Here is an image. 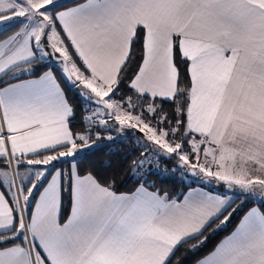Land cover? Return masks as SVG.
I'll use <instances>...</instances> for the list:
<instances>
[{"label": "snow or ice", "instance_id": "1", "mask_svg": "<svg viewBox=\"0 0 264 264\" xmlns=\"http://www.w3.org/2000/svg\"><path fill=\"white\" fill-rule=\"evenodd\" d=\"M9 22L19 27L0 35V264H173L182 246L195 251L230 221L237 199L264 207V0H0V29ZM44 59L84 102L85 131L71 128L76 105L52 68L21 79ZM129 130L143 148L133 192L80 174L81 152ZM161 155L232 195L150 191ZM67 157L70 171L49 170ZM195 264H264V211L250 209Z\"/></svg>", "mask_w": 264, "mask_h": 264}, {"label": "trees", "instance_id": "2", "mask_svg": "<svg viewBox=\"0 0 264 264\" xmlns=\"http://www.w3.org/2000/svg\"><path fill=\"white\" fill-rule=\"evenodd\" d=\"M82 1L84 0H79V2ZM18 27L19 25L16 23L11 24L0 30V35L10 34ZM134 48V60L129 66V77L134 75L135 71L137 70V65L142 58V42H138L136 45H134ZM176 62L180 69L181 80L187 83V62L181 61L178 51L176 53ZM48 68H52L54 74L57 76V80L61 84V87L68 94L70 101L74 105H76V114L71 121V128L74 132L85 131L88 125L83 119L86 115V113L83 111L84 102L75 92V90L71 88L67 81L63 78L58 70L57 64L52 63L51 61H49V59H45V61H39L35 65V72L33 76L39 75ZM122 91L125 95L133 94L132 90L127 86H123ZM116 98H119V96H117ZM156 102L158 104H162L165 111L169 113L173 111L174 105L172 102L162 99H157ZM113 136L116 137L114 141H104L100 145H98V147L91 150H85L75 158L78 162L79 172L81 175H84L90 171L103 183L114 180V190L117 191V193H131L135 190L136 187L139 186L141 182H143L142 180L137 179L138 174H144L143 170H137V172H133L131 169V161L136 159L139 156L140 152L143 151V148H141L136 143V140H138L140 137L137 134L133 133L118 134ZM158 159L159 166H154V164L152 163L150 174L147 175V180L149 181V183H155V188H149L150 190H161L162 192L169 193L170 198L179 199L190 187H193L195 185H202L195 181L186 182L180 175L179 169L172 171L171 168L174 166L175 161L174 157L169 159L168 157L161 155L158 157ZM72 162L73 160H65L63 162L56 163L51 167L50 171L53 172L54 170L60 168L65 173H67L68 171H70ZM146 168H148V166ZM165 169L167 170L166 172L164 171ZM220 187L224 186L222 185ZM209 189H216V191L220 192L226 190L225 187L223 189L209 187ZM37 196L35 198H37ZM255 204H258L264 211V207H262L261 204L256 202L254 199L245 200L242 204L241 200L237 199L236 203L233 204V207L236 208L238 205H240V207L227 223V226L224 228H220L215 232L206 233V235L208 236L207 241L195 251L186 250L188 248L187 245L182 246L172 258L173 264H195L198 259L206 256L208 253L214 250L219 241L235 227L243 213ZM70 207L71 191L68 186L67 180L63 179L61 211L62 222L67 218ZM216 223H219V221H216Z\"/></svg>", "mask_w": 264, "mask_h": 264}, {"label": "rangeland", "instance_id": "3", "mask_svg": "<svg viewBox=\"0 0 264 264\" xmlns=\"http://www.w3.org/2000/svg\"><path fill=\"white\" fill-rule=\"evenodd\" d=\"M11 24H14V22H9V25H11ZM117 99H119V98H117ZM92 107H94V106H89V110H91V108ZM110 123H111V121H110ZM96 130H100V129H96ZM105 135H107V133H104ZM112 135H118L116 132H112L111 133ZM127 134H132V132H131V130H129V132H127ZM134 134H137L139 137L141 136V134L140 133H138V132H136V133H134ZM102 142H104V141H98L97 142V144L98 145H100ZM82 153V152H81ZM80 153V154H81ZM65 160H73V157H67V158H62L61 160H59V161H56V162H54V164H56V163H59V162H63V161H65ZM152 160H153V164H154V166H156L157 165V160H159L157 157H152ZM159 163V162H158ZM53 164V165H54ZM52 165V166H53ZM159 165V164H158ZM52 166H49V169H50V167H52ZM42 166H33V168H34V170L35 169H38V168H41ZM146 167H147V165H146ZM176 169H179L180 170V175L183 177V179L186 181V182H192V181H195V182H197V183H199V184H202V185H205V186H209V187H213V188H224V187H220V186H222V184H219V183H217V182H212V183H204V182H201V181H199L195 176H193V175H191L190 173H188V172H186L182 167H180V166H178L177 165V161H176V159H175V161H174V166L171 168V170L172 171H175ZM25 169L24 168H21L20 169V171L21 172H23ZM253 199H256L257 200V198H253ZM227 226V224H225L224 226H222L221 228H224V227H226Z\"/></svg>", "mask_w": 264, "mask_h": 264}, {"label": "crops", "instance_id": "4", "mask_svg": "<svg viewBox=\"0 0 264 264\" xmlns=\"http://www.w3.org/2000/svg\"><path fill=\"white\" fill-rule=\"evenodd\" d=\"M82 2H84V1H82ZM7 26H9V23H8V25ZM7 26H5V27H7ZM5 27H3V28H5ZM2 28V29H3ZM2 29H0V30H2ZM42 61H45V59L44 60H42ZM47 70V69H46ZM45 70V71H46ZM44 72V71H43ZM42 72V73H43ZM42 73H40L39 75H41ZM39 75H36V76H33V75H25V76H23V77H21V79H29V78H38L39 77ZM12 82H16V81H12ZM59 82V81H58ZM157 99H160V98H157ZM70 168H71V166H70ZM50 169H51V167H50ZM49 169V170H50ZM58 169H60V168H58ZM55 171V170H54ZM53 171V172H54ZM51 179V177H49V180ZM62 184H63V178H62ZM42 190V189H41ZM150 190V189H149ZM192 190H196V191H200V190H202V191H204V192H209V193H211V194H213V195H216V194H220V195H232V193H230V192H226V190L225 191H223V192H220V191H216V189H209V186H205V185H195V186H193V187H190L184 194H183V196L181 197V198H179V199H177V198H175V199H177V200H179V201H182L183 199H184V196H186V195H188L189 194V192H191ZM150 191H153V190H150ZM37 198H38V196H37ZM256 202H258V203H260V201L257 199H254ZM253 207H258V208H260V206L258 205V204H255V205H253V206H251L249 209H247L244 213H243V215L240 217V219L250 210V209H252ZM260 210L261 211H263L261 208H260ZM61 211H62V208H61ZM70 211H71V207H70ZM70 211H69V214H70ZM68 214V215H69ZM239 219V220H240ZM239 223V221L237 222V224ZM236 224V225H237ZM236 225H235V227H236ZM235 227L226 235V236H228V235H230L231 233H232V231L235 229ZM225 236V237H226ZM225 237H223L221 240H223ZM220 240V241H221ZM220 241H219V243H220ZM20 241H18L17 243H19ZM218 243V244H219ZM217 244V245H218Z\"/></svg>", "mask_w": 264, "mask_h": 264}, {"label": "water", "instance_id": "5", "mask_svg": "<svg viewBox=\"0 0 264 264\" xmlns=\"http://www.w3.org/2000/svg\"><path fill=\"white\" fill-rule=\"evenodd\" d=\"M49 61H51L52 63H54V64H56V61H55V59H49ZM70 86V85H69ZM71 87V86H70ZM75 90V89H74ZM75 92H76V90H75Z\"/></svg>", "mask_w": 264, "mask_h": 264}]
</instances>
